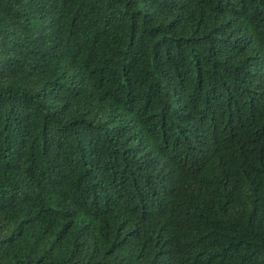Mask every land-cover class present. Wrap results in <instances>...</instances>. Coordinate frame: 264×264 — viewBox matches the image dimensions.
I'll list each match as a JSON object with an SVG mask.
<instances>
[{
	"label": "trees",
	"instance_id": "1",
	"mask_svg": "<svg viewBox=\"0 0 264 264\" xmlns=\"http://www.w3.org/2000/svg\"><path fill=\"white\" fill-rule=\"evenodd\" d=\"M0 264H264V0H0Z\"/></svg>",
	"mask_w": 264,
	"mask_h": 264
}]
</instances>
